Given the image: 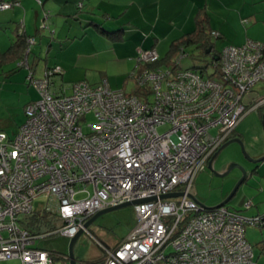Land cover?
<instances>
[{
  "label": "built area",
  "instance_id": "built-area-1",
  "mask_svg": "<svg viewBox=\"0 0 264 264\" xmlns=\"http://www.w3.org/2000/svg\"><path fill=\"white\" fill-rule=\"evenodd\" d=\"M19 4L0 0V9ZM27 42L28 53L35 40ZM181 58L159 65L156 48H139L143 66L132 76L141 94L113 89L107 79L74 82L67 93L54 88L61 66L42 77L30 72L40 99L26 106L14 137L0 130V261L56 264V252L34 246L50 234H34L21 223L46 193V209L63 221L54 234L69 238L102 209L156 197L134 205L137 222L122 241L101 245L103 264H257L246 227H264V213L206 209L189 194L239 122L264 106V97L250 107L244 102L264 81V42L226 45L211 72L181 69ZM26 59L21 66L29 67ZM90 112L96 121L86 132L81 120ZM170 192L183 195L161 198Z\"/></svg>",
  "mask_w": 264,
  "mask_h": 264
},
{
  "label": "crops",
  "instance_id": "crops-1",
  "mask_svg": "<svg viewBox=\"0 0 264 264\" xmlns=\"http://www.w3.org/2000/svg\"><path fill=\"white\" fill-rule=\"evenodd\" d=\"M19 1V5L10 9H0V68L23 67L20 61L27 58L35 77H42L48 68L61 66L64 73L69 69L72 75L76 74L71 82L84 80L91 84L89 81H92L91 85H98L105 78L109 82L108 71L118 69L122 74L129 73V78L133 80L134 86L129 93L137 91L132 74L143 66L137 61L138 49L156 48L160 58L166 59L173 45L181 43L185 35L194 33L202 19H205L210 32L220 34L219 37L211 36V39L223 38L228 41L226 45H242L250 39L264 42V0H42V5L37 0ZM47 6L52 12V36L47 30L38 28L42 10ZM228 29L232 35L228 34ZM23 36L35 37L34 45H39L40 52L31 47L27 53L29 46L21 40ZM191 45H183L186 52ZM38 67H43L40 72H37ZM89 71L99 73V80L89 76ZM53 82L56 88H61V85L56 86V78ZM31 102L34 101L28 103ZM237 128L232 138L244 140L243 132ZM221 153L213 161V167L219 173L233 163L218 167ZM263 163L253 168L250 176L242 182L252 184L254 179L257 183L246 203V206L248 203L251 206L239 210L244 215L264 213ZM207 166H210L209 162ZM197 198L202 199L200 196ZM228 203L226 206L233 209ZM28 217H24L23 221ZM251 227L260 228L261 231L252 233H257L263 240V227ZM259 240L260 248L262 241ZM253 253L255 262L264 264L263 253L254 250Z\"/></svg>",
  "mask_w": 264,
  "mask_h": 264
},
{
  "label": "rangeland",
  "instance_id": "rangeland-1",
  "mask_svg": "<svg viewBox=\"0 0 264 264\" xmlns=\"http://www.w3.org/2000/svg\"><path fill=\"white\" fill-rule=\"evenodd\" d=\"M39 5H42V0H37ZM47 7L42 10L38 28L42 31L47 30L49 35H54V26L50 24L52 12ZM48 8V9H47ZM247 24V22H246ZM45 25L46 27H42ZM231 31L228 29V34ZM33 37V36H32ZM35 42L36 39L33 37ZM215 53L222 52L228 41L223 38H212ZM34 42V43H35ZM36 51L40 52L39 45L32 44ZM184 48V47H183ZM182 50V49H181ZM186 52L188 55L181 58L182 51H178V54L173 60L181 58V69H198L207 65L210 56H206L202 53L201 49L196 45L187 47ZM15 68V70H14ZM43 67H38V71ZM53 68V67H51ZM63 69V67H61ZM13 69V70H11ZM67 70V68H65ZM209 72L214 70V67L208 66ZM31 67H3L0 68V129L6 132L9 136L14 137L19 128L26 121V106L30 100L36 101L40 99V92L36 86L30 82L28 75L32 72ZM64 71V69H63ZM63 75H57L56 86H64L67 88V93L72 92V86L74 82L72 77L76 74H71L69 69L63 73ZM109 75V83L113 89H123L125 92H131L134 86L133 80L129 78V73H121L118 69H110L107 73ZM88 75L92 78L99 80L101 75L97 72H88ZM54 78V80H55ZM106 79V78H105ZM90 80V79H89ZM104 79H101L100 83ZM83 81V80H80ZM78 82V81H75ZM92 84V81H89ZM125 82V84H124ZM54 88H56L54 86ZM264 97V81L259 82L254 87L253 91L248 92L244 96V102L248 107L256 104L260 99ZM264 112V106L258 109L250 111L237 125L238 131H242L245 138L244 144L247 154L253 159L259 158L264 155L261 153L264 151V122L262 113ZM96 121L95 113L90 112L86 115L85 119L81 120V126H83L86 132H89V124ZM213 134H217L218 129H212ZM236 162L245 167L248 173V177L251 174L253 168L255 169L260 163H253L243 154L242 149L238 143H231L221 153L219 157L218 167H223L227 163ZM264 164V163H263ZM263 172V171H262ZM242 177V170L240 168H234L226 176L213 175L211 169L205 164V167L201 169L195 177L191 192L196 194L197 197H201V202L206 206L213 207L219 204L225 197H227L235 188L237 183ZM257 176H255L256 178ZM262 177V176H261ZM252 184L249 181H245L239 187L234 198L228 203V206L233 210H243L247 208L246 203L249 200V193L257 185L253 179ZM249 185V186H248ZM227 193V194H226ZM226 194L224 197L223 195ZM223 197V198H222ZM50 196L46 193L40 195L35 201V208L45 207L48 205ZM45 204V205H44ZM44 205V206H43ZM44 211L45 209H41ZM47 212H50L46 210ZM44 215H46L44 213ZM46 219L49 221V226L44 227L41 230V234H50L47 237L39 238L36 240L34 246L47 250H56L63 253L68 252L71 239L61 234H54L55 230L62 226L63 221L54 216L53 213L48 214ZM47 216V215H46ZM137 222V212L134 205L126 206L117 210L106 212L97 217L78 237L75 244L74 252L77 257L78 264H99L98 261L105 256V250L101 245L108 247H114L120 241H122L133 229ZM264 233V227L261 228ZM260 228L251 226L246 227V239L253 246L254 252H262L264 255V239L261 240V236L253 234L252 231H259ZM261 231V230H260ZM7 235V234H6ZM264 236V234H263ZM261 240L262 245L258 246V241ZM259 240V241H260ZM168 252L172 248L167 249ZM56 264H69L64 258H56ZM0 264H22L19 259L3 260Z\"/></svg>",
  "mask_w": 264,
  "mask_h": 264
},
{
  "label": "trees",
  "instance_id": "trees-1",
  "mask_svg": "<svg viewBox=\"0 0 264 264\" xmlns=\"http://www.w3.org/2000/svg\"><path fill=\"white\" fill-rule=\"evenodd\" d=\"M9 1H14V0H9ZM198 25H199L198 29L194 33H191L189 35H185L180 40L181 43H176L175 45H173V49H172V52L170 53V55L166 59H163V60L161 59V61H159V65H163V64L164 65H168V64L172 63L174 61L173 60L174 59L173 58L174 54L176 52H178L179 50L181 51V49L184 46H188V45L194 44L198 48L201 49V51H202V53L204 55L210 56V59L208 60L207 65L202 67L203 69H205L207 66H209L211 64H213L216 67H218L219 61H220L221 52L218 53V54L215 53L214 43H213V41L211 39V36H213L212 31L210 32L206 28L205 19L200 20L198 22ZM23 37H21V40H23L27 44V47H28V42H27L28 37H24V38ZM210 48H211V52L208 53L207 51ZM184 51H185V49H184ZM185 53H186V51H185ZM147 66H149V65H147ZM198 69H201V68H198ZM134 94H141V90H140L139 87H137V91ZM43 208L45 209L44 211L41 210ZM46 210H48V209H46V207L39 208V210L35 209L33 214L30 215L27 218V220H24V221L21 222L22 225L26 229H29L34 234H41V230L44 227H47V225L49 224V221L46 220L49 217L48 214L52 213V212H47ZM44 213L47 216L44 215ZM53 215L56 216L55 214H53ZM51 251L56 252L59 255V257L63 258V252L56 251V250H51ZM101 262H103V259H100L98 261L99 264H101Z\"/></svg>",
  "mask_w": 264,
  "mask_h": 264
},
{
  "label": "water",
  "instance_id": "water-1",
  "mask_svg": "<svg viewBox=\"0 0 264 264\" xmlns=\"http://www.w3.org/2000/svg\"><path fill=\"white\" fill-rule=\"evenodd\" d=\"M208 53L211 52V48L208 49L207 51ZM263 122H264V114H263ZM238 143L242 149L243 154L248 158L249 161L253 162V163H261L264 162V155L260 156L259 158L253 159L252 157H250L247 154L246 148H245V144L244 141L240 138V137H236V138H231L229 139L225 144L222 145V147L215 153L214 158H216L221 152L222 150L227 147L228 145H230L231 143ZM213 158V159H214ZM213 159L210 160V166L209 168L211 169V171H213L214 175L217 176H226L228 175L234 168H240L242 170V177L240 179V181L237 183V185L235 186V188L233 189V191L230 193V195L221 203L217 204L216 206L213 207H209L206 206L205 204H203L195 195H193L192 193L189 194V197L196 201L200 206L206 208V209H215V208H219L222 206H226V204L228 203V201L230 200V198L234 195V193L236 192V190L238 189L239 185L247 178V170L245 169V167L239 163L233 162L230 165H228V167L226 168V170L223 173H219L217 172L214 167H213ZM183 192H170L167 194H163L161 196L162 199H166V198H174V197H179L182 196ZM151 200H156V197H149V198H145L142 200H137V201H132V202H125L119 205H115V206H110L107 207L105 209L100 210L99 212H97L93 217H91L86 223H85V228H87L97 217H99L100 215L106 213V212H110L113 210H117L120 208H124L126 206H131V205H135L137 203H141V202H146V201H151ZM83 231H80L77 235H75L74 237L70 238V245H69V250L67 252L68 254V258L70 260L69 264H78V260L77 257L75 256V252H74V248H75V244L77 242L78 237L80 236V234Z\"/></svg>",
  "mask_w": 264,
  "mask_h": 264
},
{
  "label": "flooded vegetation",
  "instance_id": "flooded-vegetation-1",
  "mask_svg": "<svg viewBox=\"0 0 264 264\" xmlns=\"http://www.w3.org/2000/svg\"><path fill=\"white\" fill-rule=\"evenodd\" d=\"M234 131H235V130H234ZM234 131H233V132H234ZM233 132H232V134H233ZM232 134H231V136L229 137V139L232 138ZM229 139H228V140H229ZM228 140H227V141H228ZM214 155H215V154H214ZM214 155H213V158H214ZM213 158H212V159H213ZM212 159H211V160H212ZM213 161H215V158L213 159ZM209 163H210V161H209ZM68 257H69V256H68L67 252H66V253H63V258H64L65 260H67L68 263H70V260H69Z\"/></svg>",
  "mask_w": 264,
  "mask_h": 264
}]
</instances>
